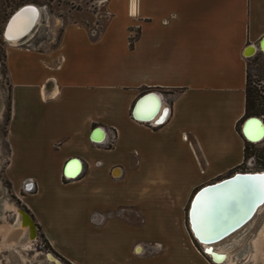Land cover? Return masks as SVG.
I'll use <instances>...</instances> for the list:
<instances>
[{"label":"crops","instance_id":"crops-1","mask_svg":"<svg viewBox=\"0 0 264 264\" xmlns=\"http://www.w3.org/2000/svg\"><path fill=\"white\" fill-rule=\"evenodd\" d=\"M105 11L98 32L70 19L55 41L5 48L11 187L28 188L23 208L70 264H214L188 208L245 161L244 53L264 35V0H106ZM148 92L169 109L162 123L132 116ZM96 127L113 140L93 142ZM73 158L81 170L65 178Z\"/></svg>","mask_w":264,"mask_h":264},{"label":"rangeland","instance_id":"rangeland-1","mask_svg":"<svg viewBox=\"0 0 264 264\" xmlns=\"http://www.w3.org/2000/svg\"><path fill=\"white\" fill-rule=\"evenodd\" d=\"M105 3L106 0H0V228L12 225L13 213H11V210L13 211L14 208L23 207L20 195L25 194L27 191L26 189H21V193L14 191L6 174L9 147L5 137L7 128L5 115L9 103V81L6 73L4 55L5 48L10 44L5 41L3 37L5 24L9 17L19 7L26 4H33L41 8L42 11L39 23L31 35L17 45H31V42L37 39L44 41H50L52 39L55 41L59 37L64 21L70 19L84 22L88 30L94 33L95 31H99L95 23L100 26V24H103L106 20ZM135 35L136 33L133 32L130 39L132 40V37H135ZM52 43L53 42L49 45H52ZM248 71L249 89L254 91L256 104L259 103V109L264 111V56L261 53L249 59ZM262 113L264 115V112ZM242 123L240 124V129ZM245 155V161L238 170L241 172L263 171L264 139L258 144H246ZM7 205H9V207ZM263 226L264 210L258 213L252 226L247 230L246 235L239 243L237 242L235 246L226 248L234 264H237V261H240L243 257L246 258L238 262V264H244L249 259L252 249L250 248L248 250L247 248L257 238ZM243 230L246 231V229ZM243 230H239L240 233H238V231L235 233L236 235L233 234L228 239L221 242L222 244H219L217 248L220 246V248L223 249L226 245H232L233 241L239 237ZM11 244H15L14 248H0V264H54L53 260L47 257V254L59 258L63 264H68L51 250L46 239L39 231H37V236L33 241L28 239L27 233L20 232L19 237L12 241ZM243 250L244 254H241ZM238 255L239 258L236 259ZM246 264H248V262Z\"/></svg>","mask_w":264,"mask_h":264},{"label":"bare ground","instance_id":"bare-ground-1","mask_svg":"<svg viewBox=\"0 0 264 264\" xmlns=\"http://www.w3.org/2000/svg\"><path fill=\"white\" fill-rule=\"evenodd\" d=\"M26 8H35L36 12L34 14L26 13L24 12V9ZM41 12V8L33 4H29V6L21 9L12 18L6 30L4 28L3 37L5 41H7L10 46L17 45L20 42H23L25 38L31 35V33L39 23ZM22 35L24 36L20 38ZM262 49L264 51V42ZM254 50L255 49L253 47H250L245 51V53L246 55L250 56L254 53ZM259 51H261L260 48ZM261 53L264 55L262 51ZM158 99H160L159 96L153 94V97L149 96L141 100L136 107L135 117L138 120L142 121L152 120V123H159L158 121L161 120L163 121L166 118L165 116H167V113H165L164 111L161 112L162 110H160L161 108L159 106L160 104ZM105 135L106 134L103 130L97 131L92 136V139L95 142H101L102 140H104ZM242 136L244 137L246 142H249L251 144L260 143L264 139V122H258L255 133L251 135L252 141H250V139H247L244 134H242ZM80 170L81 164L79 161L77 165L75 163H70L66 173L67 176L75 177L79 174ZM238 173H243L246 175L237 174L230 181H227L225 183H217L216 185H214V187H208L200 196H197V198L196 196L194 197V199L193 197L191 198V201L193 199L194 202L192 206L190 202L189 208L191 206V210H189L188 208L187 219L192 237L203 247L202 251L206 250L208 252V257H210L211 262H213L212 259L215 261L213 262L214 264H234L226 248H228L229 246H235V243L237 242L239 243V239L242 238L243 234H245L247 230H249V228L252 226L258 213L264 210V202H261L258 192H253L246 196H241L236 191V188L239 184L245 183V180L243 178L264 176V170L260 172ZM248 183L257 184L258 182L248 181ZM233 196L240 201L243 207L242 212L234 211L233 202L227 199L228 197ZM215 197H223L224 199ZM7 206L9 207V205ZM11 213H13L12 225L9 227L0 228V248H14L15 244H11V242L19 237L20 232L27 233V237L30 241H33L37 236V230L34 226V222L30 219V216L25 213L23 208H14L13 211L11 210ZM223 217L225 218L224 222L221 221L223 220ZM201 219L206 220L211 225L210 235L213 237L212 239H207L202 234L199 225V221ZM243 229H246V231H244ZM239 230H243V232L237 239L233 241L232 245H226L223 247V249H221L220 246L219 248H217L219 244H222L221 242L225 241ZM240 231L238 233H240ZM207 242H209L210 244H207ZM250 248L252 249V252L249 258L251 260L253 259V264H264V226L260 230L257 238L251 245L248 246L247 249L249 250ZM241 254H244V250L241 251ZM239 255L236 259L239 258ZM47 257L51 258L54 264H63L59 258L51 254H47ZM245 258L246 257H243L240 261H243ZM240 261L238 260L237 264Z\"/></svg>","mask_w":264,"mask_h":264},{"label":"water","instance_id":"water-1","mask_svg":"<svg viewBox=\"0 0 264 264\" xmlns=\"http://www.w3.org/2000/svg\"><path fill=\"white\" fill-rule=\"evenodd\" d=\"M26 6H29V4H26V5H22L19 9H17L10 17H9V19H8V21H7V24H6V27H5V30H6V28H7V26H8V24L10 23V21L12 20V18L21 10V9H23L24 7H26ZM25 35V34H24ZM24 35H22L20 38H22ZM263 42H264V35L262 36V37H260V39L258 40V42L256 43V45H251L250 47H253L255 50L256 49H261V51L264 53V51H263ZM255 50H254V52H255ZM153 94H156V93H154V92H148V93H145V94H143V95H141L137 100H136V102L134 103V105H133V107H132V111H131V113H132V116L135 118V119H137L136 117H135V110H136V107L138 106V104H139V102L141 101V100H143V99H145L146 97H149V96H151V97H153ZM157 95V94H156ZM160 98V97H159ZM158 101H159V104L161 105V99H158ZM158 104V105H159ZM159 105V106H160ZM164 107H161V109L160 110H162L161 112H163L164 111ZM138 120V119H137ZM142 121V120H141ZM149 121V120H148ZM258 122H261V123H263V120L260 118V117H258V116H250V117H246L245 118V120L243 121V125H242V127H241V132H242V134H244V136L247 138V139H250V141H252V138H251V135H253L254 133H255V130H256V127H257V125H258ZM97 131H102L101 130V128L100 127H96L94 130H93V133H92V136L94 135V133L95 132H97ZM92 138V137H91ZM70 162L71 163H75L76 165H77V163H79V159H77V158H73V159H71L70 160ZM67 165V164H66ZM65 165V167H64V169H63V172H64V175H66L67 176V173H66V171H67V169H68V166H66ZM243 172V171H242ZM237 174H239V175H246V174H243V173H238V172H235L233 175H231V176H229V177H227V178H224V179H222V180H220V182H215V183H213V184H211V185H207V186H204V187H202V188H200L199 190H197V192L194 194V196H193V199H194V197L196 196V198H197V196H200L202 193H203V191L205 190V189H207L208 187H214V185H216L217 183H225V182H227V181H230V180H232L233 179V177H235ZM68 177H71V176H68ZM239 177H241V176H239ZM193 199H192V201H191V206L193 205ZM191 206H190V208H189V210H191ZM23 208V207H22ZM24 209V211H25V213L26 214H28L29 216H30V219L34 222V219H33V217H32V215L30 214V212L27 210V209H25V208H23ZM224 217H223V220H221V221H223L224 222ZM218 221H220V220H218ZM34 226L36 227V230H37V226H36V224H35V222H34ZM38 231V230H37ZM246 235V233L245 234H243V237ZM242 237V238H243ZM242 238H240L239 240H241ZM207 244H210L209 242H207ZM204 251V253H207V255H208V252L206 251V250H203ZM212 261L213 262H215L213 259H212ZM246 262H248V264H253V259L251 260L250 258L246 261ZM246 262L244 263V264H246Z\"/></svg>","mask_w":264,"mask_h":264},{"label":"snow or ice","instance_id":"snow-or-ice-1","mask_svg":"<svg viewBox=\"0 0 264 264\" xmlns=\"http://www.w3.org/2000/svg\"><path fill=\"white\" fill-rule=\"evenodd\" d=\"M24 12L26 13H35L36 9L35 8H26L24 9ZM167 109H164V112L167 113ZM162 123L163 121H158ZM245 180V183L239 184L236 188V191L241 195V196H246L250 193L253 192H258L260 196L261 202H264V176H257V177H246L243 178ZM248 181H257V184H251L248 183ZM219 199H224L223 197H215ZM228 200L233 202V209L236 212H242L243 207L240 203V201L236 197H228ZM227 202V201H226ZM246 215V214H245ZM200 229L202 231V234L207 238V239H212L213 237L210 235L211 233V225L206 221L201 219L199 221Z\"/></svg>","mask_w":264,"mask_h":264},{"label":"trees","instance_id":"trees-1","mask_svg":"<svg viewBox=\"0 0 264 264\" xmlns=\"http://www.w3.org/2000/svg\"><path fill=\"white\" fill-rule=\"evenodd\" d=\"M129 41H130V44H131L132 40L130 39ZM258 106H259V103L256 104V97L254 96V91L249 89V76L247 75V83H246V87H245V116L246 117H250V116L261 117L262 116V118L264 120V115L262 113L264 111H261ZM9 115H10V103H8V106H7V113L5 115V123H8ZM249 144H251V143H249ZM245 151H246V147H245ZM64 261H66V260H64ZM67 263L70 264L69 262H67Z\"/></svg>","mask_w":264,"mask_h":264},{"label":"built area","instance_id":"built-area-1","mask_svg":"<svg viewBox=\"0 0 264 264\" xmlns=\"http://www.w3.org/2000/svg\"><path fill=\"white\" fill-rule=\"evenodd\" d=\"M251 45H254V44H249V45H247V48H246V50L248 49V48H250V46ZM245 50V51H246ZM257 50L259 51V49H256L255 50V52L252 54V55H246V53H244V55H245V58H247V59H249V58H251V57H253V56H255L258 52H257ZM257 52V53H256ZM259 53H261V51H259ZM160 97V96H159ZM160 99H161V97H160ZM162 99H161V105H160V108L162 107ZM165 109H167L168 111H167V116H168V114H169V109L168 108H166V107H164ZM166 116V117H167ZM262 120H263V118H262V116L260 117ZM144 122H147V123H150V124H156V123H152V120H149V121H144ZM263 122H264V120H263ZM105 137L107 138V140H113V138H114V135L113 134H110V135H105ZM91 140L93 141V142H95L92 138H91ZM103 141V140H102ZM65 178H68V176H66L65 175ZM27 191H28V188H25Z\"/></svg>","mask_w":264,"mask_h":264}]
</instances>
